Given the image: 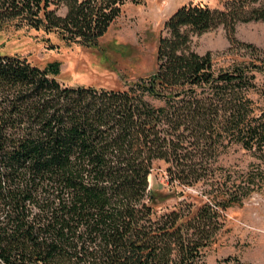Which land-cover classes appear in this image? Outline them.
<instances>
[{"label":"trees","instance_id":"16d2710c","mask_svg":"<svg viewBox=\"0 0 264 264\" xmlns=\"http://www.w3.org/2000/svg\"><path fill=\"white\" fill-rule=\"evenodd\" d=\"M128 1L0 0V28L94 48ZM221 4L178 9L155 69L124 88L64 86L62 62L0 52V264H197L225 212L264 190V52L235 38L264 21V0ZM221 26L225 53L248 56L218 70L192 37ZM232 145L260 161L241 179L218 165ZM157 161L170 185L203 184L200 205L157 209Z\"/></svg>","mask_w":264,"mask_h":264},{"label":"rangeland","instance_id":"374dc122","mask_svg":"<svg viewBox=\"0 0 264 264\" xmlns=\"http://www.w3.org/2000/svg\"><path fill=\"white\" fill-rule=\"evenodd\" d=\"M222 0H129L122 14L111 25L109 32L94 48L66 46L57 36L43 32L16 29L12 25L0 28V52L22 54L40 67L52 61L62 62L58 78L64 86H97L124 88L125 83L152 72L156 66V50L160 33L167 34L165 23L184 5L203 3L211 9L222 8ZM66 9L59 14H66ZM235 38L255 45L264 52V21L240 23ZM193 49L198 54L214 55V67L228 69L233 62L244 60V53H225L231 46L224 26L194 35ZM55 48L48 47V43ZM248 59V58H247ZM257 83L264 87V77ZM259 100L257 95H253ZM218 165L241 179L250 165L260 161L238 145H232L219 157ZM167 164L157 161L150 175V185L165 197L157 209H172L184 199L200 205L204 198L203 184L181 187L170 185L166 175ZM224 214V226L213 244L205 248L197 264H219L224 259H237L238 264H264V190L254 192ZM235 263V262H234ZM233 263V264H234Z\"/></svg>","mask_w":264,"mask_h":264}]
</instances>
